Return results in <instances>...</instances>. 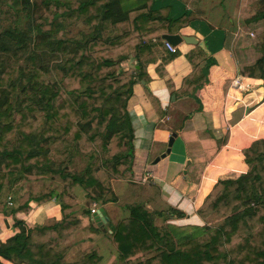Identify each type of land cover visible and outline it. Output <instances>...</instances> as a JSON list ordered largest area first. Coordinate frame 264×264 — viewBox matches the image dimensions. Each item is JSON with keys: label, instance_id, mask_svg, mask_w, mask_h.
<instances>
[{"label": "trees", "instance_id": "trees-1", "mask_svg": "<svg viewBox=\"0 0 264 264\" xmlns=\"http://www.w3.org/2000/svg\"><path fill=\"white\" fill-rule=\"evenodd\" d=\"M198 1L190 0V11L169 18L170 7H157V0H0V48L10 39L30 44L33 59L40 48L52 57L45 68L0 60V91H8L0 103V214L12 215L17 228L0 239V264L99 263L97 248L66 259L67 243L81 225L77 190L86 198L85 217L94 203L101 207L114 198L111 179H133L127 111L133 85L148 80L150 63L161 59V67L177 54L168 52L161 34L188 24ZM250 13L247 24L263 22L264 0L252 4ZM79 23L83 30L76 28ZM250 47L252 57L241 61L240 73L263 80L264 87V26ZM196 51L205 57L201 47ZM188 58L192 73L176 95L193 94L206 80L196 52ZM242 154L247 170L218 180L199 210L205 220L221 217L216 225L182 232L155 225L144 204H127L129 216L108 233L119 262L264 264V138L252 140ZM21 183H28L26 189L14 193ZM53 199L58 218L28 225L15 216ZM168 213L185 215L174 208ZM88 229L103 230L92 224ZM139 253L144 254L134 257Z\"/></svg>", "mask_w": 264, "mask_h": 264}, {"label": "crops", "instance_id": "crops-1", "mask_svg": "<svg viewBox=\"0 0 264 264\" xmlns=\"http://www.w3.org/2000/svg\"><path fill=\"white\" fill-rule=\"evenodd\" d=\"M189 1L157 0V7L169 6L168 17L175 18L184 10H191ZM197 5L188 24L180 25L175 33L166 34L191 36L197 42L203 41L205 48L185 40L172 44L177 54L161 67V59L150 63L148 80L141 79L133 85L127 102L133 133V179L124 181L139 195L121 203L114 191V183L123 179H111L114 198L102 206L107 220L101 227L92 220V213L81 216L86 198L77 190L76 214L81 225L67 243V260H75L77 254L87 248H97L98 264H121L119 252L108 239V233L129 216L126 208L129 203L144 204L154 214L153 221L157 226L182 232L202 226L204 219L199 210L206 207L218 180L244 173L247 165L242 150L252 140L264 138V127L259 124L264 123L263 80L240 73L241 61L252 54V42L247 40L252 38L253 25L246 23L251 15L250 2L199 0ZM196 46L204 50V58L196 51ZM192 51L200 59L198 67L206 68V80L193 94L176 95L184 90L185 79L192 73V61L188 58ZM172 132L176 136L170 151L162 157ZM156 158L159 159L156 161ZM169 208L182 211L184 217H167ZM15 216L31 225L49 217L58 218L60 213L53 199L40 205L33 203L27 214ZM90 224L104 231H91L88 229ZM16 230L12 215L1 213L0 239ZM6 264L13 263L6 261Z\"/></svg>", "mask_w": 264, "mask_h": 264}, {"label": "rangeland", "instance_id": "rangeland-1", "mask_svg": "<svg viewBox=\"0 0 264 264\" xmlns=\"http://www.w3.org/2000/svg\"><path fill=\"white\" fill-rule=\"evenodd\" d=\"M250 2V5L256 3L257 0H248ZM264 26V21L254 24L251 26V30L254 33V36L250 40H247L248 42L254 43L258 39V35L260 34V31L262 30ZM84 29L83 24L79 23V25L76 26V28ZM75 30V29H74ZM32 46L28 43H15L11 41L10 39H6V41L3 43V48H0V60H2L7 66H20L24 68L32 67V66H41L45 68L48 66L52 60V57L48 56V54L45 53V51H42V48H40L38 51L40 54L33 59L32 52H33ZM252 57V56H251ZM8 96V91L6 89H1L0 91V103H3L5 99ZM264 127V123H259ZM261 138V137H260ZM263 138V137H262ZM44 185H48L50 180L49 179H42L40 181ZM28 184V183H27ZM26 183H21V185L17 186L15 188L16 194L22 193L26 187ZM217 189V188H216ZM114 191L118 195L119 201L121 203L129 201L134 199L138 194V191L136 189H131L128 187L126 181L124 180H117L114 183ZM4 197V200H9ZM93 205H96L94 203ZM10 206V204L8 205ZM221 217H217L215 215L209 216L206 220H203V225L209 224V225H216L220 223Z\"/></svg>", "mask_w": 264, "mask_h": 264}, {"label": "water", "instance_id": "water-1", "mask_svg": "<svg viewBox=\"0 0 264 264\" xmlns=\"http://www.w3.org/2000/svg\"><path fill=\"white\" fill-rule=\"evenodd\" d=\"M161 39H164L166 40L167 42L171 43V44H177L179 43L181 40H185L187 42H191V43H197L199 44L200 46H202L203 48H205L204 46V42L203 41H200V42H197L194 38H192L191 36H181L179 34H162L161 35ZM176 136V133L175 132H172L170 137H169V140H168V147L165 151V153H163L161 156H165L166 153H168L170 151V147L173 143V140H174V137ZM159 158H156V161L158 160ZM92 220L95 221L97 223L98 226H101V227H104L105 225V222L107 220V217H106V214H105V210L104 208L101 206L99 208L96 209V211L92 214Z\"/></svg>", "mask_w": 264, "mask_h": 264}, {"label": "built area", "instance_id": "built-area-1", "mask_svg": "<svg viewBox=\"0 0 264 264\" xmlns=\"http://www.w3.org/2000/svg\"><path fill=\"white\" fill-rule=\"evenodd\" d=\"M250 36H254V33L253 32H250ZM164 44H165L166 48L170 52H175L176 51V47L174 45H172L171 43H169L167 41H164ZM148 175H150V174H148ZM95 211H96V205H93V207L91 208V213H94Z\"/></svg>", "mask_w": 264, "mask_h": 264}]
</instances>
